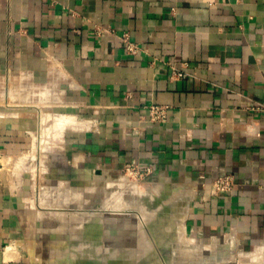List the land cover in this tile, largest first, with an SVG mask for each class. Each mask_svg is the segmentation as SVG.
I'll list each match as a JSON object with an SVG mask.
<instances>
[{
    "label": "crops",
    "instance_id": "obj_1",
    "mask_svg": "<svg viewBox=\"0 0 264 264\" xmlns=\"http://www.w3.org/2000/svg\"><path fill=\"white\" fill-rule=\"evenodd\" d=\"M151 104L167 106L164 120ZM64 116L72 127L54 130ZM41 138L48 156L183 183L188 235L218 238L216 251L263 249L264 0H0V153ZM8 171L0 264H42L19 213L31 185ZM225 176L230 190H213Z\"/></svg>",
    "mask_w": 264,
    "mask_h": 264
},
{
    "label": "bare ground",
    "instance_id": "obj_2",
    "mask_svg": "<svg viewBox=\"0 0 264 264\" xmlns=\"http://www.w3.org/2000/svg\"><path fill=\"white\" fill-rule=\"evenodd\" d=\"M56 120L57 121H55V123L53 122V124L51 126V127L54 126V130L57 128L61 129V128L69 126V125H71V127H72V125L74 124L73 117H69V116L68 117L64 116L61 118L59 117ZM77 122H79V121H77ZM56 132H57V130H56ZM43 141L41 138V140L39 141V147H38L40 161H42L41 165H43V163H44L43 158H44V154L48 150L47 148L50 147L49 149H51V146H48L45 143L47 141H45V142H43ZM43 168L44 169H42L39 172L40 176H43L46 172L45 170L47 168H45L44 166H43ZM102 170L103 169L100 170L97 167L96 170L85 169L81 173L79 172L80 173V176H78L79 180L75 184H77V183L81 184L83 182L88 187H91V186L95 187V184H97L98 182L102 183L105 181V179H107V178H105V175L103 174L104 171H102ZM55 181L56 182L50 186H45V185L39 186V192L41 193L40 194V202L43 203L45 200H48L49 196H51V195L53 196L56 193L58 194V190H59L60 186H63L64 183L61 180H58V181L55 180ZM134 181H136V179ZM134 181H132V180L129 181V180H125V179L123 180V178L120 179L119 181H117L116 183H113L110 181L109 182L105 181V183H104L105 185L108 184L107 186H111L109 184L113 183V184H116V187H117L116 192L114 189V192L111 194L112 200H109V199L108 200L105 199V200H107V203H112V205L115 204L116 207L119 204L118 207H120L121 206L120 205V202H121L120 198L122 197L121 194L124 193L123 191L128 189L129 191H131L132 194H134V196H136L138 198L137 199L134 198L135 199L134 201H131V200L129 201V199H128V201H129L128 203L123 201L122 206H121L122 210L124 209L123 208L124 205H125V207L131 206L130 207L131 209L134 206L135 207L134 210L137 209V211H135V213L140 214L141 213L140 210L142 208H143L142 210L144 212V207H146V204H148V205L156 204V206L149 208V211H147V213L142 212L144 215V217L141 215L143 217V220H139L137 218V216H134V215L132 216L130 214V212H128V214H127V211H125V209H128V207L124 209V213L126 212V214H127L126 216L124 215L122 217V214H124V213H121L120 217H116V216L114 217V215H113V217L110 218V217H108L109 212H107V210L110 208L109 207L110 204H108L107 210L103 209L102 211L99 210V211H95V212L91 211V213L90 212L86 213L85 212L86 210L81 212L80 207H78L74 203H72V206L74 205V208H75L74 210L73 209H70V210L60 209L58 207H60L61 201H58V203L56 201V203L53 206H51V207H57V209H58L57 211H53V208H52L51 211H53V212L50 213V217L56 219L58 222L57 225L59 224L58 227H56L55 229L42 226L41 219L44 216L43 215L41 216V214H39L38 212H35L36 209L34 207H31L29 209L26 208L25 210H21L19 213H21L22 217H24L27 214L33 215V213L34 214L37 213V215H39L37 217V220H34L30 216L31 219H33V221H32L33 223L30 224V226L32 225V227H33V229H32V227H30V229L32 230L30 233L32 235V237L34 236L33 231L34 232L43 231V232H48V233L51 232V233L60 234V235L65 234L63 236V237H65L66 234L69 232V230L66 228V226H67L66 221H68V222L74 221V225H76V226H78V225L84 226L83 221H89L90 222V223H88L89 228L87 230L89 234L86 237L91 238V239H93V238L97 239V241L96 240H93L92 242L87 241L88 243H91L93 246L91 249V253H89V254L93 255V257L95 256V258H96V256H99L101 258V260L103 261V262L101 261L102 264H106L104 259H107L106 261H108V264L109 263H111V264H156L153 262V258H155L154 246L155 245L161 246L162 243L164 244V242L169 241V240H170V244L172 243L174 245L172 251L175 254L171 259L169 258L168 261L164 260L160 264H217L220 261L233 260L235 257H238V256H239V258H237L236 264H264V256L259 257V256H262L261 254L263 253L262 251L264 250V248L261 249V247H260V250L258 249L254 253L246 252V251H240V250L238 252L236 249H235V251L233 250L234 252L233 251L230 252V250L229 251L227 250V252H225V251L222 252L221 249H220V251L215 250L216 246H217V242L219 240L216 237H213L207 244L201 243L200 241H198L194 238H188L186 235V228L184 225V217L186 215L187 204H188L187 203V200H188L187 199L188 198L187 193H189L190 191L186 190L183 187V183H178L177 186L175 185L176 188L174 190H171L170 194H168L170 196H173V195L176 196L177 195V196L181 197L183 200V203L186 205L185 206L186 210L183 209V211H181V212H176L173 209V207L170 206L169 202L171 200L168 199L169 201L167 203H165L167 200L166 201L163 200L161 202L158 199V197H156L159 194V192L161 191V189H163L164 185L162 183H160V182H157V183H154V182L138 183V182H134ZM80 186H78V187H80ZM113 186H115V185H113ZM74 187H75V185H74ZM88 187H86L87 191L89 189ZM70 188H71V186H70ZM68 189H66V190L68 191ZM92 189H93V187H92ZM72 190H74V189H72ZM77 190L79 191V189H77ZM84 190H86V189L84 188ZM97 190H99V189H97ZM78 191H77V193H75L76 191H73L74 194H72V195H76V199L79 201L82 198L81 199H78L79 197L77 198V196L80 194L79 193L80 191L79 192ZM82 191H83V189H82ZM65 192H64V194L66 195ZM95 192H96V190H95ZM111 192H112V189H111ZM167 192H168V190H167ZM59 193H60V191H59ZM102 194H103V196L106 195L105 192H103ZM58 195H60V194H58ZM83 195L86 196L85 194H83ZM146 195H148V197ZM67 196H68V198H70L69 197L70 194L69 195L67 194ZM80 196L82 197V195H80ZM60 197H61V195L59 196V198ZM72 197H74V196H72ZM87 197H89V195ZM68 198H67V201H69ZM76 199L75 200L72 199V202H73V200L75 202ZM57 200H58V198H57ZM64 200H65V198H64ZM123 200H125V199H123ZM67 201L65 200V202H67ZM82 201L83 200H81L80 202H82ZM70 202L71 201H69V203ZM84 203H86V201H84ZM107 203H106V205H107ZM115 206H114V208H115ZM111 207L113 208V206H111ZM118 210H119V208H118ZM99 212H101V214ZM116 213H117V211H116ZM119 213H120V211L118 212L117 215H119ZM110 214H112V212ZM113 214H115V213H113ZM142 217L140 219H142ZM134 220H136V221L134 222ZM25 226H27V225H25ZM25 228H27V227H25ZM171 229H177L178 233L176 235H173V236H172V234H169V237L164 239V236H166V232L171 230ZM25 230H27V229H25ZM100 230H102V231H100ZM146 230H149L152 233V239H150L151 237L148 238V236H147L148 234L146 235ZM156 232L159 234V235L157 234L158 237H154V233H156ZM28 235H29V232H28ZM229 235H227L225 238H227ZM33 240H30V242H29V243H31L32 249H34L35 251H39V252H35L33 250L36 253L35 255H37V253H39V254H41L40 256L42 257L43 253H40V250H41V252L44 250L45 253L43 254V257H45V259L47 258L48 260H50L52 262H56V263L57 262L60 263L61 261H62V263H67V260H70V259L71 260L80 259V256L84 255L81 251L84 250V248H86L85 246H87V244L84 245L85 243H83L80 240L82 243H80V245L78 247H75L73 249H68V250L66 249L62 253V252H59L60 249L56 244L52 245L53 246V248H52V247H50V245H47L48 246L47 247L45 245L44 241L42 243L39 240H35V241H33ZM27 241H29V239ZM223 243H225V242H223ZM8 249H10V247ZM204 250H209V251L211 250L212 251L211 253L214 256L213 259L205 258ZM224 250H225V248H224ZM13 252H15V250L8 252V255H11ZM250 258H252V259H250ZM119 259L124 260L123 263L122 262L118 263ZM253 260H255L256 262H253Z\"/></svg>",
    "mask_w": 264,
    "mask_h": 264
},
{
    "label": "rangeland",
    "instance_id": "obj_3",
    "mask_svg": "<svg viewBox=\"0 0 264 264\" xmlns=\"http://www.w3.org/2000/svg\"><path fill=\"white\" fill-rule=\"evenodd\" d=\"M46 155L48 156V152L46 153ZM43 160H44V163H43V165H41L42 161H40L38 148L35 146L31 150H29L28 152H26L24 154L15 156V158H12V159H8V163L6 164V169L5 170L8 171V169H9L12 176H19V175L22 174L23 175V179L28 183L27 185H31V189L32 190H30V188H29L28 200H27L26 208L29 209L31 207H34L36 209L35 212H38L39 214H41V216L42 215L44 216L41 219L42 226H44V227H48V228H52V229L54 228L55 229L59 225V224L57 225L58 222H57L56 219L50 217V213H52L53 211H57L58 210L57 207H51V206H53L56 203V201H57V203H58V201H61V205H60V207H58L60 209H63V210L64 209L65 210L73 209L74 210L75 209L74 205L72 206V203H74L75 205L80 207L81 212L86 210L85 211L86 213L87 212L91 213V211L92 212L99 211V210L102 211L103 209L107 210L108 209V204H110L111 206H113V208L109 205L110 208L107 210V212H109V216L108 217L112 218L113 215H114V217L115 216L116 217H120L121 213H124V209L128 207V206L125 207V205H124L123 206L124 209L122 210V208H121L122 202L124 201V202L128 203L130 200L134 201L135 199L138 198V197L134 196V194H132L131 191H129L127 189V190L123 191L124 193L122 192L123 194H121L122 197L120 198V201H121L120 202V205H121L120 207H118L119 204L118 205L116 204L117 205V207H116L115 204L112 205V203H107L108 199L112 200L111 199V194L114 192V189H115V192L117 190L116 184H113V183H116L117 181H119L122 178H123V180L125 179V180H129V181H131V180L134 181L136 179V181H134V182H138V183H142V182H145V183H148V182L157 183V182H160L164 186H163V189H161V191H160L161 193L159 192L160 195L158 194L156 197H158V199L161 202L163 200H165V201L167 200L165 203H167L169 200H171L169 202L170 206L173 207V209L176 212H181V211H183V209L186 210V207H185L186 205L183 203V200H182L181 197H179L177 195L176 196L173 195L174 197L168 195V194H170V191L174 190L176 188L177 184H178V183L174 184V183H176L175 180H172V182H171L167 178L166 179L165 178H160L159 176H156V174L147 173L145 170L139 169V168H137L135 166L132 167V166L124 165V166H121V167H111V166L105 165V164H103V165H95L94 163H90V162H86V161L74 162L71 157H69V156L67 157L66 155L63 156V155L56 154V153L51 154L48 157L44 156ZM43 166L45 168H47V169L45 170L46 171L45 174L43 176H40L39 172L42 169H44ZM97 167L100 170L103 169L102 170V171H104L103 174L105 175V178H107V179H105L106 182L107 181L108 182L109 181L113 182L112 184H109L111 186H107L108 184L105 185L104 184L105 181L102 182V183L98 182L99 184L98 183L95 184L96 188L94 186H91V185H90L91 187H88L83 182L81 183L82 185L78 184V183L75 184L76 182H78V180H79L78 176H80V173L82 171H84L85 169L96 170ZM55 180H57V181L61 180L64 183L63 186H60V188L58 190V194H60L61 197L59 198L60 195H58L56 193L53 196L52 195L49 196V198L51 197L50 199L48 198L49 201L45 200L46 202L45 201L43 203L40 202V194L41 193L39 192V186L40 185H45V186L53 185L56 182ZM74 185H75L76 188L74 187ZM113 185H115V186H113ZM70 186L74 190H72L70 188ZM78 186H80V187H78ZM86 187L89 188L88 191H87ZM92 187H93V189H92ZM84 188L86 190H84ZM66 189H68V191ZM77 189H79L80 192ZM82 189H83V191H82ZM94 189L96 190V192H95ZM97 189H99V190H97ZM111 189H112V192H111ZM167 190H168V192H167ZM59 191H60V193H59ZM73 191H76L75 193H77V191L80 193L77 196V198L78 197H79L78 199L82 198L81 199V200H83L82 202H80L81 200L78 201L76 199V195H72V194H74ZM64 192L66 193V195L64 194ZM101 192L102 193L105 192L106 195L104 194L105 196H103V194ZM82 193L85 194L86 196H84ZM67 194L68 195L70 194L69 197L71 199L68 198ZM80 195H82V197ZM88 195H89V197H87ZM72 196H74V197H72ZM146 196L148 197V195H146ZM57 198H58V200H57ZM64 198H65L66 201H67V198H68V200L71 201V202L70 203H69V201L65 202ZM122 198L125 199V200H123ZM72 199H74V200L76 199V201L74 202V200H73V202H72ZM105 199H107V200H105ZM128 199H129V201H128ZM84 201H86V203H84ZM105 202L107 203V205H106ZM114 206H115V208H114ZM153 206H156V204H153V205L152 204L151 205L146 204V207H144V212L147 213V211H149V208H151ZM130 207H128V209H125V211H127V214H128V212H130V214L132 216L133 215L137 216V218L139 220H143V217H144V215H143L144 212L142 210L143 208L141 210L139 209L141 211V213L139 212L140 214H137V213H135V211H137V209L134 210L135 209L134 206H133L134 208L132 207V209ZM52 208H53V211H51ZM118 208H119V210H118ZM187 208H188V204H187ZM116 211H117V213H116ZM119 211H120V213H119V215H117ZM111 212H112V214H110ZM99 213L101 214V212H99ZM113 213H115V214H113ZM127 214L125 212L124 214H122V217L124 215L126 216ZM30 216L34 220H37V217L39 215H37V213L36 214L33 213V215H28L27 214L24 217H22L24 226L27 225V226H25L27 228L24 227V229L28 230V231L25 230V233L27 235L25 234L26 235V240H25L24 243H25V246L28 249L29 253L31 254V256H33V258L35 260L40 261L42 264H51L47 260V258L45 259V257H43V254L45 253L44 250L42 252L40 250V253H43L42 257L40 256L41 254H39V253H37V255H35L36 254L35 252H39V251H35L34 249H32L31 243H29V242H30V240H33V239H34L33 241L39 240L42 243L44 241L46 246L50 245V247H52V248H53L52 245L56 244L59 247V249L61 250V251L59 250V252H62V253L66 249L68 250V249H73L75 247H78L80 245V243L83 242V243H85L84 245L87 244L88 247L85 246L86 248H84V250L81 251L84 255H86V257H83L82 260L83 261H89L91 264H102L103 261L101 260V258L99 256H96V258H95V256L93 257V255L89 254V253H91V249H92L93 246H92L91 243H88V242H92L93 240L97 241V239H94V238L91 239V238L86 237L89 234L88 231H87L88 228H89V226H88L89 225L88 223H90L89 221H83L84 226H81V225L76 226V225H74V221H70V222L66 221V224H67L66 228L69 230V232L66 234L65 237H63L65 234L64 235H60V234H55V233H51V232L50 233L43 232V231H41L42 233L38 232V231H36V232L33 231V235L34 236L32 237V235L30 234L31 231H32L30 229V227H32V225L30 226V224L33 223L32 222L33 219H31ZM141 217H142V219H140ZM135 221L136 220H134V222ZM32 229H33V227H32ZM100 231H102V230H100ZM177 231H178L177 229H171V230L167 231L166 232V236H164V239L168 238L169 234H172V236L176 235L178 233ZM28 232H29V235H28ZM157 234H158L157 232L154 233V237H158ZM146 235L148 236V238L151 237L150 239H152V233L149 230H146ZM186 235H187L188 238H194V237L188 235V233H186ZM28 239H29V241H27ZM85 241L86 242L88 241V242L86 243ZM200 242L204 243V244L208 243V242H202V241H200ZM162 244H161V246H157V245L154 246L155 258L153 259V262L156 263V264L157 263H162L164 260L168 261V259L169 258L171 259L174 256V254H175L172 251L174 245L172 243L170 244V240L164 242L163 245ZM162 247L165 248V249H169V251L172 252L170 254L167 253L168 254V259L167 260L164 259L162 257V254L160 253L162 251ZM10 249L11 250H15V248L12 247V246H10ZM237 258H239V256ZM250 259H252V258H250ZM104 260H105L106 264H108V261H106L107 259H104ZM253 261L256 262L255 260H253ZM57 263H59V262H57ZM60 263H62V261ZM221 264H235V263L232 262V261H226V262H223Z\"/></svg>",
    "mask_w": 264,
    "mask_h": 264
},
{
    "label": "built area",
    "instance_id": "obj_4",
    "mask_svg": "<svg viewBox=\"0 0 264 264\" xmlns=\"http://www.w3.org/2000/svg\"><path fill=\"white\" fill-rule=\"evenodd\" d=\"M121 39L125 42L126 44L125 48L129 52L135 53L138 50L137 48L138 46L130 42V40L128 39L126 35H121ZM172 75L176 77L184 76L183 72L175 71V70H173ZM148 113H149V118L151 120H164V118L167 115V106L162 105V104H151L148 106ZM7 163H8V158L0 153V175L2 174V172L6 171L5 169H6ZM128 166L134 167L133 165H128ZM231 185H232V180L229 176L218 177L212 181V187H213V190L215 191L230 190Z\"/></svg>",
    "mask_w": 264,
    "mask_h": 264
},
{
    "label": "water",
    "instance_id": "obj_5",
    "mask_svg": "<svg viewBox=\"0 0 264 264\" xmlns=\"http://www.w3.org/2000/svg\"><path fill=\"white\" fill-rule=\"evenodd\" d=\"M161 254H162V257L164 258V259H168V254H170L171 253V251H169V249H165V248H163L162 247V251L160 252ZM168 253V254H167ZM83 257H86V255H82V256H80V259H78V260H67V263H56V262H52V261H50V260H48L51 264H91L89 261H83L82 259H83ZM154 259V258H153ZM123 261L124 260H118V263L119 262H122L123 263ZM109 264H111V263H109ZM158 264H160V263H158Z\"/></svg>",
    "mask_w": 264,
    "mask_h": 264
}]
</instances>
